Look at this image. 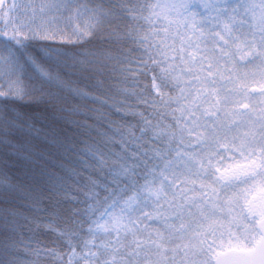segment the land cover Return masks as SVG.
<instances>
[{"label": "snow or ice", "instance_id": "snow-or-ice-1", "mask_svg": "<svg viewBox=\"0 0 264 264\" xmlns=\"http://www.w3.org/2000/svg\"><path fill=\"white\" fill-rule=\"evenodd\" d=\"M0 264H264V0H0Z\"/></svg>", "mask_w": 264, "mask_h": 264}, {"label": "trees", "instance_id": "trees-1", "mask_svg": "<svg viewBox=\"0 0 264 264\" xmlns=\"http://www.w3.org/2000/svg\"><path fill=\"white\" fill-rule=\"evenodd\" d=\"M47 239H49V240H50V239H51V237H48Z\"/></svg>", "mask_w": 264, "mask_h": 264}]
</instances>
